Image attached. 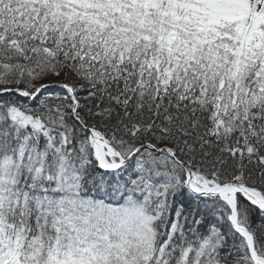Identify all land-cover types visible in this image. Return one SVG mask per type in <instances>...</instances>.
<instances>
[{"label":"snow or ice","instance_id":"snow-or-ice-1","mask_svg":"<svg viewBox=\"0 0 264 264\" xmlns=\"http://www.w3.org/2000/svg\"><path fill=\"white\" fill-rule=\"evenodd\" d=\"M0 264H264V0H0Z\"/></svg>","mask_w":264,"mask_h":264}]
</instances>
